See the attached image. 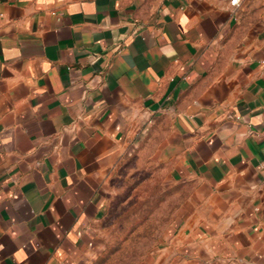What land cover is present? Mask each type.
Masks as SVG:
<instances>
[{
	"label": "crops",
	"instance_id": "crops-1",
	"mask_svg": "<svg viewBox=\"0 0 264 264\" xmlns=\"http://www.w3.org/2000/svg\"><path fill=\"white\" fill-rule=\"evenodd\" d=\"M145 153V264H264V0H0V264H93Z\"/></svg>",
	"mask_w": 264,
	"mask_h": 264
},
{
	"label": "rangeland",
	"instance_id": "rangeland-1",
	"mask_svg": "<svg viewBox=\"0 0 264 264\" xmlns=\"http://www.w3.org/2000/svg\"><path fill=\"white\" fill-rule=\"evenodd\" d=\"M160 165L145 153L123 166L113 180L101 224L105 248L93 264H145L168 220L169 190Z\"/></svg>",
	"mask_w": 264,
	"mask_h": 264
},
{
	"label": "built area",
	"instance_id": "built-area-1",
	"mask_svg": "<svg viewBox=\"0 0 264 264\" xmlns=\"http://www.w3.org/2000/svg\"><path fill=\"white\" fill-rule=\"evenodd\" d=\"M238 0H232V4H237Z\"/></svg>",
	"mask_w": 264,
	"mask_h": 264
}]
</instances>
